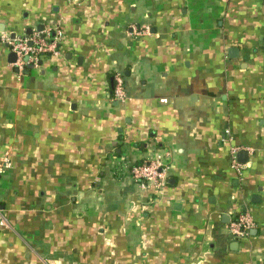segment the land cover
<instances>
[{
  "label": "crops",
  "instance_id": "1",
  "mask_svg": "<svg viewBox=\"0 0 264 264\" xmlns=\"http://www.w3.org/2000/svg\"><path fill=\"white\" fill-rule=\"evenodd\" d=\"M0 220V264H264V0H0Z\"/></svg>",
  "mask_w": 264,
  "mask_h": 264
},
{
  "label": "built area",
  "instance_id": "2",
  "mask_svg": "<svg viewBox=\"0 0 264 264\" xmlns=\"http://www.w3.org/2000/svg\"><path fill=\"white\" fill-rule=\"evenodd\" d=\"M148 26L132 27V35L141 37L149 33ZM62 32L59 28L48 29L44 31H34L30 35H24L14 39L9 38L8 35L3 37V42L8 44L11 51L14 52L18 59L16 66L21 69L26 63L36 65L43 58L50 56H56L60 53V40ZM27 58V61L24 59ZM114 99L117 101H123L126 98L124 88V78L121 74H116L114 77ZM239 148L232 149L233 167L240 171L242 166L237 163L236 155L239 152ZM5 168L10 166V163L6 160L4 162ZM130 177L138 182L142 187L153 183L157 188L162 187L166 182L167 170L164 169L158 160L151 162H144L131 167ZM4 225V222L0 220V227ZM254 227V220L251 215L246 212L238 215L235 222L231 227V235L235 239H245L248 237L250 230Z\"/></svg>",
  "mask_w": 264,
  "mask_h": 264
},
{
  "label": "water",
  "instance_id": "3",
  "mask_svg": "<svg viewBox=\"0 0 264 264\" xmlns=\"http://www.w3.org/2000/svg\"><path fill=\"white\" fill-rule=\"evenodd\" d=\"M13 55H14L13 62H14L15 60L17 61V56H16V54L13 53ZM24 60H27V58H25ZM16 61H15V62H16ZM242 155L245 156V155H247V153L243 151V152H240V153L238 154L239 157H241Z\"/></svg>",
  "mask_w": 264,
  "mask_h": 264
}]
</instances>
